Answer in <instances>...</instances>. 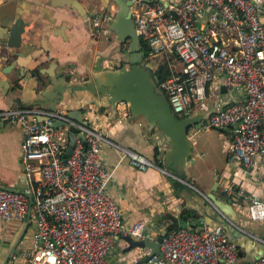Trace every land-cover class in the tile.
<instances>
[{"label": "built area", "instance_id": "1", "mask_svg": "<svg viewBox=\"0 0 264 264\" xmlns=\"http://www.w3.org/2000/svg\"><path fill=\"white\" fill-rule=\"evenodd\" d=\"M261 6V0H131L130 4L136 32L149 47L145 60L161 59L172 70L157 87L167 94L173 113L184 118L187 112H209L203 119L207 127L229 131V160L244 165L256 179L264 172ZM111 20L108 11L95 10L91 15L93 34L110 33L105 24ZM223 91L226 99L215 109L199 106L209 95ZM130 113L126 109L122 117ZM0 118L23 126L22 156L29 181L19 191L0 187L4 233L18 235L29 219L31 238L29 247L21 241L8 264H114L107 254L121 234L150 237L144 221L124 223L121 207L106 191L113 174L100 159L101 145L119 148L139 169L155 166L179 176L114 142L102 128L77 121L65 108L15 106L1 109ZM55 121L62 124L53 126ZM72 130L77 139L65 163ZM224 191L231 199L248 202L252 220L264 221V199L250 196L243 186L234 184L228 183ZM203 222L168 231L160 253L149 256V264H264V254L240 260L237 243L225 228ZM256 238L264 243V237ZM145 254L139 253L132 261Z\"/></svg>", "mask_w": 264, "mask_h": 264}, {"label": "crops", "instance_id": "2", "mask_svg": "<svg viewBox=\"0 0 264 264\" xmlns=\"http://www.w3.org/2000/svg\"><path fill=\"white\" fill-rule=\"evenodd\" d=\"M71 1L0 0V110L15 106L45 107L46 104H55L57 108H65L70 112L82 107L87 122L102 128L114 142L153 161L157 148L158 157L163 162L169 144L159 128H150L143 116L134 117L130 113L122 117L123 112L129 109L126 104L119 103L113 109L106 106L100 97L95 101L93 94L80 87L102 70L119 68L124 60L117 35L111 31L96 39L91 23V15L97 9L108 11L113 20L118 10V7L115 8L116 3L113 0H79L83 8H78ZM261 2L264 11V0ZM16 19L22 20L26 29L22 35L24 45L9 49L12 52H23L15 59L12 57L15 61L10 69L13 59L1 58V55L5 56L1 49V44L5 42L2 36L7 32L3 21L13 22ZM112 20L105 26L109 27ZM42 80L43 85L38 82ZM44 89L46 93L43 96ZM224 99V91L220 95H209L206 99L209 103L203 104L202 109H215ZM226 132L228 149L230 134L228 130ZM22 155L23 126L19 122H8L0 118L1 185L22 188L26 184L28 178ZM100 159L113 174V179L106 185V191L121 207L124 223L144 221L150 232L149 238L153 239L162 235L170 226L172 218H178L184 208L198 216L197 220H204V224H218L214 218L222 215L205 196L212 192L217 198L227 200L229 197L224 187L228 183L243 186L250 196L264 199V172L256 179L244 165L231 162L229 156L228 163L221 171L216 170L207 175H191L188 173L190 162L186 165L183 180L194 184V187L178 180L183 182L184 187L197 189L204 197L186 196L178 190L179 182L173 183L172 178L176 177L155 166L145 170L137 168L131 164L128 156H123L122 151L111 144L101 145ZM231 206L235 215L228 216L232 218L234 232L244 233L235 239L239 247V259L251 260L262 256L264 243L256 236L264 237V221L249 217L248 202L244 199H232ZM192 223L198 225L196 219L189 217L184 226L191 227ZM12 242L13 239L9 241L10 244ZM143 251L147 253L149 248L128 249V242L121 234L109 250L107 258L114 264H149L148 261H142L144 255L137 262L132 261L134 256Z\"/></svg>", "mask_w": 264, "mask_h": 264}, {"label": "water", "instance_id": "3", "mask_svg": "<svg viewBox=\"0 0 264 264\" xmlns=\"http://www.w3.org/2000/svg\"><path fill=\"white\" fill-rule=\"evenodd\" d=\"M113 2L118 5V10L109 27L111 31L117 35V39L120 43L126 44L129 42V46L123 51V59L129 66L126 68L119 67L116 69L102 70L96 74L94 78L80 87L93 94L95 101L100 97L103 99L106 106H110L113 109H116L119 103L126 104L134 117L143 116L147 120L150 128H159L169 144V148L166 149L163 158L165 168L176 175L184 177L186 173L185 167L191 162L192 143L188 137L189 129L192 126L198 129L201 126L202 120L209 115V112H187L184 118H177L168 100L156 91L155 82L151 75V71L153 68H156V65L150 61H146L143 55L140 37L136 32L131 15V0H113ZM71 4L78 8H83L79 0H72ZM3 25L7 29V32L2 36L5 42L1 44V49L4 50L5 56L1 55V58L6 57L9 59L13 57L15 59L16 56L23 54V52L19 50L12 52V50L9 51V49L20 48L24 45L22 35L25 32L26 24L22 20L16 19L13 22L10 20L3 21ZM14 59L10 63V69L14 66ZM3 71L6 72L7 70L4 69ZM21 71L23 74V68H21ZM38 82L41 85L44 83L43 80ZM43 91L44 96L46 89ZM44 106V108L47 106L49 109L57 108L55 104H46ZM69 115L77 121L85 124L88 123L83 116L82 107L78 110L70 111ZM38 118L44 120V117ZM61 124L62 122L59 121L53 122V126H59ZM78 135L83 138L82 133H78ZM69 136V144L65 151L67 155L73 152L77 139V134L73 130L70 131ZM64 162L67 163L66 157L64 158ZM27 185L28 181H26V184L22 188H25ZM0 187L14 191H19L21 189V187L13 188L1 184ZM192 187H183L181 191L186 196L204 197V194H201L197 189ZM205 198L220 211L222 215L220 218H214V215L212 217L218 224L225 228L232 239L235 240L239 235L244 234L243 232L235 234V228L231 222L232 218L228 216V214L231 216L235 215V210H233L231 206V198L224 201L217 198L212 192L206 194ZM28 226L29 219H26L17 238L10 246L6 257L3 260L0 259V264L9 263L11 254L21 243L27 232ZM122 236L128 242V249L134 247L149 248V252L144 255L142 261H147L149 256L160 253V243L163 239V235H158L155 239L149 237L145 239H136L130 235Z\"/></svg>", "mask_w": 264, "mask_h": 264}, {"label": "rangeland", "instance_id": "4", "mask_svg": "<svg viewBox=\"0 0 264 264\" xmlns=\"http://www.w3.org/2000/svg\"><path fill=\"white\" fill-rule=\"evenodd\" d=\"M115 4V8H117ZM104 36L103 33L100 34V37ZM95 38L98 39V36L95 35ZM127 47L122 48L124 51ZM151 63H161L162 60L158 58H147ZM172 63L179 68L178 60H174ZM209 103V100H205L202 103H199L201 107L203 104ZM206 107V105H204ZM201 112H207L201 110ZM201 126L197 129L193 126L189 129L188 137L192 143V152H191V162L189 164V172L191 175L195 173H200L202 175H207L210 172L215 173L216 170H222V168L228 163V152H227V140L228 133L223 130H219L214 127H207L205 121L201 122ZM191 134H193L191 136ZM193 160V161H192ZM166 174V173H165ZM14 237H11L4 233V229L0 226V259H4L8 253L10 246L13 244L17 236L12 234ZM15 238V239H14ZM13 239V242L10 244L9 241ZM31 238L29 232L27 231L25 236L22 239V242L26 247H29L31 244ZM28 249V248H27Z\"/></svg>", "mask_w": 264, "mask_h": 264}, {"label": "trees", "instance_id": "5", "mask_svg": "<svg viewBox=\"0 0 264 264\" xmlns=\"http://www.w3.org/2000/svg\"><path fill=\"white\" fill-rule=\"evenodd\" d=\"M140 44H141V46H142L143 55H144V57L146 58V57L148 56V50H149V47H148V45L146 44V42H145L142 38L140 39ZM125 62H126V61H124V60L122 61V63H125ZM171 74H172V70H171V68H170V66H169V64H168V62H162V63H160L156 68H153V70L151 71L152 78H153V80H154V82H155V88H156V91H157L159 94L163 95L167 100H168V96H167V94L165 93L164 90L159 89V88L157 87V84L160 83V82H162V81H164V80H166V79L169 77V75H171ZM171 109H172V108H171ZM177 118H179V117H177ZM179 119H181V118H179ZM223 131H224V130H223ZM158 155H159V150L156 148V149H155L154 162H155L158 166L164 168V164H163L162 160L158 157ZM65 157H68V155L65 154ZM178 176H179V175H178ZM176 178H177V177H176ZM172 179H173V183H175V184H176V181L179 182L178 188H179V187H180V188H179L178 190H181V189L184 187L183 182L179 181V180L185 181V180H183V179H185L184 177L179 176V178H177V179H175V178H172ZM178 179H179V180H178ZM179 192H180V191H179ZM247 194H249V193L247 192ZM189 217H193L194 220L196 219V221L198 222V225L201 224V221H200V220H197V219H198V218H197L198 216L194 215L192 211L187 210L186 208H184V209L181 210V212H180L178 218H172V222H171L170 226L166 228V231H164V232L162 233V235H163V236L166 235V233H167L168 231H170V230H172V229H174V228H177V227H179L180 225H181V226H182V225L184 226L185 223L187 222V219H188ZM195 226H197V223H192V224H191V227H195ZM238 248H239V247H238ZM240 255H241V254H240Z\"/></svg>", "mask_w": 264, "mask_h": 264}, {"label": "flooded vegetation", "instance_id": "6", "mask_svg": "<svg viewBox=\"0 0 264 264\" xmlns=\"http://www.w3.org/2000/svg\"><path fill=\"white\" fill-rule=\"evenodd\" d=\"M110 30H111V29H110ZM120 45H121V52L124 53V52L122 51V48H125L126 45H127V43H126V44L120 43ZM128 46H129V42H128ZM125 64H126V63H121V65L119 64V66H120V67H125V68L128 67V64H126V65H125ZM181 119H182V118H181ZM192 127H193V126H192ZM192 127H191V128H192ZM191 128H190V129H191Z\"/></svg>", "mask_w": 264, "mask_h": 264}]
</instances>
